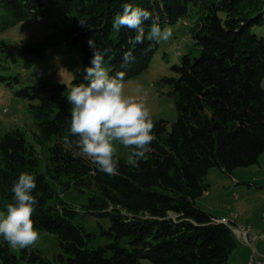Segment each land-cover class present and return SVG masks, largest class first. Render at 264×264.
Here are the masks:
<instances>
[{
  "label": "trees",
  "instance_id": "1",
  "mask_svg": "<svg viewBox=\"0 0 264 264\" xmlns=\"http://www.w3.org/2000/svg\"><path fill=\"white\" fill-rule=\"evenodd\" d=\"M54 4L64 7L65 34L81 53L75 85L87 83L84 69L91 66L93 55L89 39L98 50H110L105 54L110 75L122 70V55L130 49L135 60L123 69L125 80L149 66L158 43L146 39L133 45V30L112 27L125 4L150 11L146 33L153 22L162 27L195 12L190 30L200 54H185L180 64L171 66L173 74L162 78L177 112L170 129L165 120H154L151 152L138 167L118 155L115 175L100 171L65 143V138H76L68 131L71 105L64 84L42 80L18 89L16 94L29 101L38 128L35 140L52 143L46 171L39 172L24 130L12 128L0 135V216L14 203L13 183L26 172L37 185L32 192L38 200L34 226L56 237L61 251L54 258L57 264H141V259L153 264H228L237 240L196 199L206 190L203 177L211 167L232 174L237 167L257 164L264 153V36L251 30L264 23V0H0V31L43 16ZM39 50L0 39V52L14 62ZM48 177L65 189L85 193L79 206L84 213L109 220L100 229L108 239L105 244H92L95 235L75 222L80 210L62 199ZM1 239L0 264H51L38 249L20 248L15 254Z\"/></svg>",
  "mask_w": 264,
  "mask_h": 264
},
{
  "label": "rangeland",
  "instance_id": "2",
  "mask_svg": "<svg viewBox=\"0 0 264 264\" xmlns=\"http://www.w3.org/2000/svg\"><path fill=\"white\" fill-rule=\"evenodd\" d=\"M196 16L195 12L190 11L186 18L162 26L161 29L171 28L173 36L167 42L158 43V48L147 68L124 80L128 94H134L137 84L143 86L147 95L141 94V97L149 107L153 121L165 120L168 129L175 121L177 112L174 99L169 94V87L162 83V78L173 74L171 66L180 64L185 54L191 58L199 56L200 49L195 45L190 30ZM67 23L64 7L61 4H54L45 15L22 20L0 31V39L6 42L29 44L40 48L38 54L25 55L16 62L0 52V75L6 76V79L0 81V135L12 128L24 130L27 143L35 150L39 172L46 171L48 147L52 142L38 143L35 140L34 134L38 128L30 111L29 101L18 96L16 92L25 85L37 84L42 80L64 84L66 96L75 86L74 72L81 65V53L79 47L72 44L71 39L65 34ZM251 30L257 35L264 36V23L254 25ZM104 67L109 70L108 63H105ZM261 84L264 88V77ZM117 147L118 155L127 162L129 150L120 145ZM263 158L264 155L261 159V169H264ZM258 169V164H252L237 167L232 174H229L217 166L211 167L203 177V182L207 184V192L200 195L196 203L205 210L211 212L212 208V211L221 214L229 209H238L241 200H260L263 195L257 192L259 189L254 185H264V181L260 180L264 170H261L258 176ZM48 181L66 203L80 210V204L86 200L85 193L71 188L65 189L49 177ZM235 194H239L240 197ZM75 222L95 235L92 240L94 246L103 245L108 241L100 231L101 227L106 229L109 226L108 219L95 217L80 210L75 216ZM37 230L40 239L31 248L38 249L42 256L51 261V264H57L54 258L61 251L56 237L48 231ZM1 240L0 237V244ZM9 247L15 254L19 253L20 248H13L10 245ZM140 263L153 264L148 259H141ZM21 264L38 263L22 261Z\"/></svg>",
  "mask_w": 264,
  "mask_h": 264
},
{
  "label": "clouds",
  "instance_id": "3",
  "mask_svg": "<svg viewBox=\"0 0 264 264\" xmlns=\"http://www.w3.org/2000/svg\"><path fill=\"white\" fill-rule=\"evenodd\" d=\"M151 19L149 10L125 4L112 23L114 30L128 28L135 32L129 43L133 45L149 42H167L173 36L171 28L161 29L153 22L150 30H145V21ZM81 27H86L80 21ZM93 49L91 66L84 69V81L71 88L67 101L71 105L69 134L74 140L65 138V143L78 149L77 154L89 159L100 171L115 175L119 158L117 145L129 150L127 163L138 167L141 159L151 152L150 145L155 139L152 114L141 97L147 95L143 86L137 84L134 94L125 90V76L128 65L134 62V50L122 55L121 69L114 75L104 67L105 54L110 51L97 49L95 41L89 39ZM34 175L22 172L13 183L11 192L14 203L7 205L6 215L0 216V237L13 248L34 246L40 239L32 215L38 200L32 192L36 189Z\"/></svg>",
  "mask_w": 264,
  "mask_h": 264
},
{
  "label": "crops",
  "instance_id": "4",
  "mask_svg": "<svg viewBox=\"0 0 264 264\" xmlns=\"http://www.w3.org/2000/svg\"><path fill=\"white\" fill-rule=\"evenodd\" d=\"M264 154L260 155L259 157V162L257 163L259 166L258 169V176L261 173V159ZM264 159V158H263ZM257 176V177H258ZM262 178L260 179L261 181H264V172L261 176ZM254 187L256 189H259L257 192L262 194L263 196L261 197L260 200L256 201H249V200H241L239 203V208L238 209H229L227 212L217 214L214 211H212V208L210 209V212L213 216H218L223 217V216H229L230 214L233 213L234 218H232V221H236L238 223H246L250 224L252 229L256 233H261L264 231V218L262 216L264 212V185H257L255 184ZM207 190H205L202 194L206 193ZM238 198L240 197L239 194H235ZM214 210V209H213ZM232 215V217H233ZM236 238V236H235ZM237 245L232 251L229 259H228V264H249V258H250V253L251 249L248 245L237 239ZM254 248L262 255H264V239H256L253 242Z\"/></svg>",
  "mask_w": 264,
  "mask_h": 264
},
{
  "label": "built area",
  "instance_id": "5",
  "mask_svg": "<svg viewBox=\"0 0 264 264\" xmlns=\"http://www.w3.org/2000/svg\"><path fill=\"white\" fill-rule=\"evenodd\" d=\"M232 214L229 216H223L226 218V225H232L235 229L236 238L248 245L251 249L249 264H264V255L260 254L253 246V242L256 239H264V231L256 233L250 224L246 223H232ZM264 218V212L262 214ZM218 216H213L215 218Z\"/></svg>",
  "mask_w": 264,
  "mask_h": 264
},
{
  "label": "bare ground",
  "instance_id": "6",
  "mask_svg": "<svg viewBox=\"0 0 264 264\" xmlns=\"http://www.w3.org/2000/svg\"><path fill=\"white\" fill-rule=\"evenodd\" d=\"M234 216L235 215H233V217L232 218H234ZM213 220L215 221V222H222V223H224V224H226V218H223V217H215V218H213ZM232 223H238V222H236V221H232ZM229 228H230V230H231V232L234 234V236H236L235 235V229H234V226H232V225H227Z\"/></svg>",
  "mask_w": 264,
  "mask_h": 264
}]
</instances>
